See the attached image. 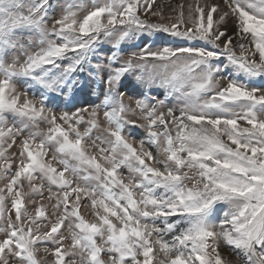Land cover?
Returning <instances> with one entry per match:
<instances>
[{"label": "snow or ice", "instance_id": "6c2138e0", "mask_svg": "<svg viewBox=\"0 0 264 264\" xmlns=\"http://www.w3.org/2000/svg\"><path fill=\"white\" fill-rule=\"evenodd\" d=\"M168 3L0 0V264H264V0Z\"/></svg>", "mask_w": 264, "mask_h": 264}, {"label": "rangeland", "instance_id": "374dc122", "mask_svg": "<svg viewBox=\"0 0 264 264\" xmlns=\"http://www.w3.org/2000/svg\"><path fill=\"white\" fill-rule=\"evenodd\" d=\"M158 3L162 4L165 10V15H170V5L168 3V0H157ZM180 0H171V5L174 6L175 4L179 3ZM154 38L151 37H142L141 41L139 42L140 46H144L145 44H149L152 43L153 47L155 46H159V44L162 42V38L161 39H156L155 42H153ZM110 46H106V48L104 49V55H109L110 54ZM132 50H138L133 48ZM86 75V74H85ZM137 85L134 79H130L127 83L126 86V91L128 92L129 95H133L134 92L136 91ZM97 95L98 93L94 90V85L89 82L88 86L85 88L84 93L82 94V100L83 99H87L89 102L92 103H98V99H97ZM57 103L63 107V103L62 101H57ZM134 135H136V133H133ZM137 138H139V136H137ZM224 254L225 255H230V253L228 252L227 249L224 250Z\"/></svg>", "mask_w": 264, "mask_h": 264}]
</instances>
